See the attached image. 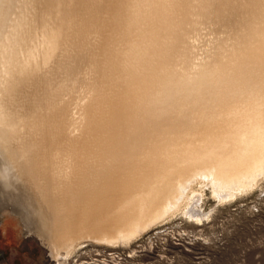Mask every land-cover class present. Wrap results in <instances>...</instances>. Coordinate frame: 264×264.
I'll return each mask as SVG.
<instances>
[{
  "label": "bare ground",
  "instance_id": "6f19581e",
  "mask_svg": "<svg viewBox=\"0 0 264 264\" xmlns=\"http://www.w3.org/2000/svg\"><path fill=\"white\" fill-rule=\"evenodd\" d=\"M106 2L0 0V213L9 210L17 217L57 264L86 239L127 246L178 212L195 216L206 186L218 200L232 201L264 183V164H254L264 147V0H126L131 15L115 29L118 40L102 59L111 79L117 75L129 84L123 102L114 80L100 100L96 85L90 84V68L93 72L101 48L99 19L109 10ZM258 12L263 16L253 42L233 46L228 55L206 65L198 62L201 48L213 47L201 29L207 20L223 15L216 24L230 37L242 17ZM186 23L199 32L192 46L197 54L190 64L182 58L179 71L186 99L171 108L166 130L157 131L152 120L160 119L156 108L171 94L169 86L177 76L172 55ZM130 33L133 41L120 52L118 44L128 43ZM89 49L91 60L79 61ZM210 80H217V86L209 85ZM188 81L218 92V103L224 104L235 88L250 89L258 100L229 113L232 107L220 104L217 114L227 113L195 143L189 138L191 128L205 115L198 109V95L187 101ZM72 87L82 90L73 110L65 99ZM122 116L126 148L133 145L140 152L136 141L151 129L156 142L125 173H91L83 182L86 162L116 159L112 153ZM103 138L109 146L97 154ZM39 153L46 157L38 164ZM97 210L109 216L102 225Z\"/></svg>",
  "mask_w": 264,
  "mask_h": 264
},
{
  "label": "rangeland",
  "instance_id": "374dc122",
  "mask_svg": "<svg viewBox=\"0 0 264 264\" xmlns=\"http://www.w3.org/2000/svg\"><path fill=\"white\" fill-rule=\"evenodd\" d=\"M233 1L235 2L238 0ZM106 3L105 10L108 6V12H102L101 16L99 14L98 29L99 32H102L100 37L102 39L99 41L101 48L96 55L99 59H96L95 65H93V72L90 68V72L92 73L90 76L92 78L90 84L91 86L93 84L96 85L95 90H97L99 94V97L97 96L96 99L100 100L103 93L106 92L108 84H112L111 81L114 80L113 85L118 89V93H121L122 98L120 97V99H122L121 101L123 102V93L128 91L129 84H126L123 78L117 75L111 79L108 71L103 67L102 59H107V57H109L111 47H113L114 42L118 40V34L114 32L115 29L124 19L129 18L131 15L129 11L130 5H128L126 0H107ZM261 16H263V14L258 12L250 16H245L247 18L242 17L238 30L230 37L223 28L219 29V24H216L217 21L219 22L222 20L223 15L220 16V20H215L214 22L205 20V28L201 27V29L205 35V39L207 35V40L210 39L209 42L213 43V47L211 49L202 47L199 51L201 58L198 62L206 65V63L211 62L213 59L219 57L223 58V56L228 55L233 46L239 49L243 48L245 43L249 44L253 42L257 26L262 21ZM102 21L104 25H101ZM190 24L186 23V25L182 26L183 32L172 55L173 66L175 67L174 70L177 76H174L170 83L169 87H171V94L169 95V93H167L163 101L159 102L156 112L154 111L162 115L160 119L152 120L154 122L153 126H158L156 128L157 131L161 127H164L162 129L163 132L166 130L167 122L170 119L169 112L171 108L176 106V102H185L184 100L186 99L184 97V89L181 87L182 84L179 82L181 80L179 71L182 69V58H186L188 64H190L192 57H195L197 54L198 50L196 51L192 46H195L193 38L199 36L198 29H196L194 24ZM212 28H214V30ZM87 30L88 29H86V31ZM95 30L96 29H94V31ZM210 30L212 31L210 32ZM209 33H211L210 37L208 36ZM133 36H135V34L130 33L129 41L127 39L128 43L124 42L123 45L122 43L120 45L118 44L120 52L125 50L126 47H129V42H132L134 39ZM92 37L91 44H93L92 41H94L95 35L92 34ZM91 56V49H89V51L86 50L79 61H83L84 59V61L91 60ZM95 79H97V81ZM215 81L217 80H212L209 85L215 84L217 86L218 83L216 84ZM185 87L187 88V93L189 92V100L187 101L191 102L192 96L198 95V98H200L197 103L198 109H202L205 115L200 122H195L197 125H193L191 128L192 132L189 138L195 143L198 142L204 130H214L213 128L221 120L220 115L224 116L227 111L229 113L234 111L237 107L241 108L239 104L256 103L258 100L255 96L256 94L250 89L244 90L243 88H235L232 93L229 94L230 96L225 99L226 101H224V104H222V102L218 103V92L214 90L209 91L204 84L200 85L199 82L193 84L192 81H188ZM70 93L65 99L71 100V110H73L77 107V100L82 95V90L72 87ZM230 98L233 99L230 100ZM220 104L222 106L228 105L232 108L217 114ZM148 111L150 112V110ZM163 116H166L168 119L166 120ZM125 121L126 120H124L122 116L120 123L123 127L117 128V132L120 134L113 149L114 153H112H116V159L109 158L110 160L108 163H106L107 161L105 160L106 162H102V164L98 162L99 159H97L98 163L96 164L91 161H89V163L86 162V165H84L85 167H83V171H85L82 176L83 182L90 177L91 173L92 176L98 173L104 175L106 171L110 173L111 176L125 173V170L127 171L128 168L132 167L134 160L140 158V156L146 153L151 148V145L156 142L157 138L155 139V134L153 135L151 129L148 130L149 133L146 132L142 135L141 140L136 141V144L142 147L140 152L137 153L140 147L135 148V146L128 144V148H126L124 145L126 139ZM159 123L160 125H158ZM186 123L188 122L185 121V124ZM228 125H230V123ZM107 141V139H104L101 141V144H97V154L101 153L102 150L105 149L104 147L109 144L106 143ZM119 141L120 144L118 145ZM45 157L46 156L39 153L38 157L35 158L36 162L39 164L42 159L45 160ZM95 160L94 157V161ZM113 160L115 162H113ZM90 162L93 165H91ZM251 162L249 165H251ZM254 164L263 166L264 147H262L257 158L254 160ZM46 170H44L45 173ZM197 182L199 181L192 183L191 186L195 185ZM202 190L203 198L202 200L199 199L196 205L198 206V212H194L195 216H185L178 212V214L166 219L163 223L152 226L143 232V234L136 237L135 240L130 242L127 246H105L86 239L66 262L62 263V261H60L59 264H78L81 262L94 264V259L97 261L99 259H106L111 253L118 255L119 260L113 263L107 260L106 264H264V183H259L257 189L250 191L248 194L237 196L232 201L218 200L211 193V187L209 186H206V188ZM51 194H53V192ZM0 198H2V195ZM52 204L54 203H50V206ZM196 206L192 205L190 209L192 208L194 210ZM106 210H111V207ZM53 211L54 210L51 208V214ZM96 212L95 217L101 221L102 225L109 216L104 218L103 210H101V212L97 210ZM186 212H189V210H186ZM196 217L198 220H196ZM36 221L37 219L33 220L34 224L37 223ZM53 223L56 224L54 220ZM77 237H73V241L76 240ZM0 264H57V262L51 257L50 252L47 251L45 246L40 243L38 237L27 234L25 225L9 210H4V212L0 213Z\"/></svg>",
  "mask_w": 264,
  "mask_h": 264
},
{
  "label": "built area",
  "instance_id": "2783aa9c",
  "mask_svg": "<svg viewBox=\"0 0 264 264\" xmlns=\"http://www.w3.org/2000/svg\"><path fill=\"white\" fill-rule=\"evenodd\" d=\"M107 260L111 261L112 263L113 262H118L119 260V256L114 254V253H111L106 259H99L98 261L96 259H94V264H106L107 263Z\"/></svg>",
  "mask_w": 264,
  "mask_h": 264
},
{
  "label": "clouds",
  "instance_id": "9594fccd",
  "mask_svg": "<svg viewBox=\"0 0 264 264\" xmlns=\"http://www.w3.org/2000/svg\"><path fill=\"white\" fill-rule=\"evenodd\" d=\"M0 179H4V177H0Z\"/></svg>",
  "mask_w": 264,
  "mask_h": 264
}]
</instances>
